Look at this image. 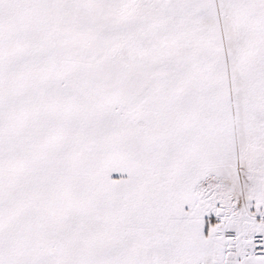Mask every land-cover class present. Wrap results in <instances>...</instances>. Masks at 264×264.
Wrapping results in <instances>:
<instances>
[{
	"label": "snow or ice",
	"instance_id": "snow-or-ice-1",
	"mask_svg": "<svg viewBox=\"0 0 264 264\" xmlns=\"http://www.w3.org/2000/svg\"><path fill=\"white\" fill-rule=\"evenodd\" d=\"M0 264H264V0H0Z\"/></svg>",
	"mask_w": 264,
	"mask_h": 264
}]
</instances>
